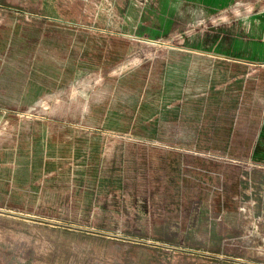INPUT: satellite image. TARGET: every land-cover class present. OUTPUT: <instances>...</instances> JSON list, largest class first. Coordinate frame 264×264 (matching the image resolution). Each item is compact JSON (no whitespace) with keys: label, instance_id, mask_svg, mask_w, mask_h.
<instances>
[{"label":"rangeland","instance_id":"obj_1","mask_svg":"<svg viewBox=\"0 0 264 264\" xmlns=\"http://www.w3.org/2000/svg\"><path fill=\"white\" fill-rule=\"evenodd\" d=\"M0 264H264V0H0Z\"/></svg>","mask_w":264,"mask_h":264}]
</instances>
